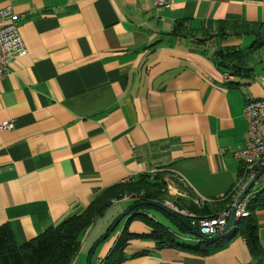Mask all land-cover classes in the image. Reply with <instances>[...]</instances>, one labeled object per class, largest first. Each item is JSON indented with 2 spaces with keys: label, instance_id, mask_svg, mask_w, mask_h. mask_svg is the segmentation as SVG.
<instances>
[{
  "label": "crops",
  "instance_id": "0c3cea01",
  "mask_svg": "<svg viewBox=\"0 0 264 264\" xmlns=\"http://www.w3.org/2000/svg\"><path fill=\"white\" fill-rule=\"evenodd\" d=\"M168 2L0 0V9L12 8L27 50L0 80V123H13L0 130V226L18 244L151 168L162 170L164 200L189 211L192 199L222 198L237 182L241 164L234 153L247 140L243 108L264 97V0ZM179 22L186 32L172 34ZM215 22L224 34L199 42ZM219 46L235 47L244 62L219 65ZM172 178L192 199L177 192ZM122 202L119 211L135 201ZM151 210L161 212L144 209L180 245L158 246L151 226L129 215L111 241L92 251L111 227L96 229V221L71 264H88L91 253V263L104 257L123 234L117 264H264V206L248 209L256 252L242 230L247 220L220 235L226 238L213 249Z\"/></svg>",
  "mask_w": 264,
  "mask_h": 264
},
{
  "label": "trees",
  "instance_id": "16d2710c",
  "mask_svg": "<svg viewBox=\"0 0 264 264\" xmlns=\"http://www.w3.org/2000/svg\"><path fill=\"white\" fill-rule=\"evenodd\" d=\"M235 26V24H231L230 28L236 30ZM210 29H213L215 34H209V29H206V37L198 38L199 42L223 35L225 27L223 23L215 22L211 25ZM185 30L186 26L182 22H179L174 25L171 33L179 35L186 32ZM243 30L246 31V29ZM214 56L218 60L217 63L219 65H225L226 67L238 66L244 62L240 52L233 46L217 47ZM232 60H236L237 64H232ZM141 176L135 183L118 184L100 191L83 212L66 217L57 225L45 229L41 234L22 244H18L15 241L8 226L1 225L0 264H71L80 248L81 238L84 233L93 224L94 220L102 215L109 207L112 199L120 198L125 193H132L138 198L134 202L136 207L130 211V218L134 216L143 218L151 226L149 235L156 241L158 246L180 245L178 237L175 236V232L169 231L168 227L163 223L153 221L148 216V213L144 211L145 208L158 209L168 217L169 221L176 226L179 232L192 235L189 229L177 217L168 213L170 211L169 209L157 203L159 201L156 200V197L160 196L159 189L162 186L161 172H158L152 178L147 172ZM259 199V196L254 198L251 201L253 205H249L248 209H253L256 205L264 206L263 200L261 201ZM231 201L232 196L231 192H229L222 198L211 199V201L201 207H193L194 212H191L199 217L213 216L220 210L226 208ZM148 202H155L160 205L157 207L162 209L148 205ZM220 207L221 209H218ZM183 218L190 223L191 220L189 217L184 216ZM246 220L242 230L247 238L250 249L256 252L258 250L256 225L251 214ZM225 238L222 236L214 240H204L201 242L212 244V248L217 249L221 247ZM126 240L127 238L124 234L121 238L119 237L115 246L104 256V264H117V261L121 258V255H118L116 250L117 246L121 247ZM208 250V247H206L203 251Z\"/></svg>",
  "mask_w": 264,
  "mask_h": 264
},
{
  "label": "built area",
  "instance_id": "2783aa9c",
  "mask_svg": "<svg viewBox=\"0 0 264 264\" xmlns=\"http://www.w3.org/2000/svg\"><path fill=\"white\" fill-rule=\"evenodd\" d=\"M154 4L156 6H168L169 2L168 0H154ZM26 53L27 50L20 36L12 8L6 6L0 9V80L8 72L11 61L16 56L25 55ZM262 79L264 80V77ZM243 116L247 122V140L234 153L235 158L241 164V168L238 180L230 191L232 196L231 203L216 215L199 217L189 210L178 208L177 205L169 200L162 202V206L170 211L189 217L191 220L190 224L207 236L221 233L224 230L231 207L249 186L248 192L243 197L236 211L239 218L238 221L250 215L248 205L254 198L259 196L264 199V97L247 100L243 108ZM12 127V122L0 123V130L4 128L11 129ZM161 171L158 168H151L147 173L152 178ZM254 186L259 187L254 190ZM130 196V194H127L121 198H114L112 201L116 203L127 200ZM192 201L197 207H201L211 200L202 197L194 198ZM91 264H104V257L97 258Z\"/></svg>",
  "mask_w": 264,
  "mask_h": 264
},
{
  "label": "rangeland",
  "instance_id": "374dc122",
  "mask_svg": "<svg viewBox=\"0 0 264 264\" xmlns=\"http://www.w3.org/2000/svg\"><path fill=\"white\" fill-rule=\"evenodd\" d=\"M207 29H209V33H211V32H214V30L213 29H210V28H207ZM238 40V39H237ZM245 39H243L242 38V40L240 41V39H239V43H241V45H242V47H244V45H245ZM231 42V41H230ZM261 64V63H260ZM260 66H264V65H260ZM162 176V175H161ZM163 177V176H162ZM173 180H174V183H175V185H177V192L178 193H180L182 196H184L185 197V199H187V200H190V199H192V196H190V194H189V191H187V189L181 184V182H179V181H177L176 179H174V178H172ZM170 180H171V178H170ZM164 183H165V180H164ZM259 186H254L253 187V189L255 190V189H257ZM165 189V187L162 185L161 187H160V189H159V191H160V196L159 197H156V200H158L159 202H157V203H159V204H162V202H163V200L164 199H166L167 197H168V195H167V190H164ZM127 194H130V193H125V194H123L122 196H124V195H127ZM131 196H130V198L129 199H127V200H130V199H134V201L135 200H137L138 198L134 195V194H130ZM121 196V197H122ZM120 197V198H121ZM111 203H113V204H110L109 205V207L106 209V211L104 212V214L103 215H100V216H98L95 220H94V222H93V224L89 227V229L91 228V227H93V225L95 224V222L97 221V228L96 229H98V227H101V226H108L109 224H111V225H113V223H114V221L119 217V215L123 212V211H119V207L120 206H117L116 205V203H114L113 201H111ZM119 204H123V202L122 201H119ZM124 204L126 205V204H128V202H124ZM176 205V204H175ZM162 206V205H161ZM177 207L178 208H182V207H180L179 205H177ZM182 209H184V208H182ZM187 210V209H186ZM151 212L155 215V217L157 218V219H159V220H161V221H165L164 220V216L161 214V212H158V211H155V210H151ZM175 213V212H174ZM177 215H179V216H181L182 217V215H180V214H178V213H176ZM184 217V216H183ZM182 217V218H183ZM114 220V221H113ZM245 220H246V218H244V219H242V221H240V223L241 224H243L244 222H245ZM124 222H125V218H123V219H121L120 221H119V223L116 225V227L102 240V242H101V244L103 245L104 243H106V242H109V241H111V239L114 237V236H116L117 235V233L118 232H120L122 229H123V227H124ZM88 229V230H89ZM93 229V228H92ZM194 237V236H193ZM192 240H194V241H196V239L194 238V239H192ZM97 258H99V257H95V259L92 261V263L93 262H95V260L97 259Z\"/></svg>",
  "mask_w": 264,
  "mask_h": 264
},
{
  "label": "water",
  "instance_id": "95a60500",
  "mask_svg": "<svg viewBox=\"0 0 264 264\" xmlns=\"http://www.w3.org/2000/svg\"><path fill=\"white\" fill-rule=\"evenodd\" d=\"M250 186L248 188L245 189V191L241 194V196L238 198V200L234 203V205L231 207V210H230V214H229V217H228V221H227V224L224 228V230L221 232V233H217L215 235H212V236H207L203 233H201L197 228H195L194 226H192L189 222H187L184 218H182L181 216L177 215L176 213L172 212V211H169V213L175 217H177L188 229L189 231L191 232V234L199 237L201 240H213V239H216L218 238L220 235L226 233V232H229L231 230V228H233V226L239 222L238 221V216L236 214V211H237V208L239 206V204L241 203L243 197L245 196V194L248 192ZM150 205H155V206H160L154 202H148ZM136 205L133 204L131 205L129 208H127L125 211H123L119 217L114 221L113 225H111V227L109 228V230L101 236V238L93 245V249L92 251L94 250V248L96 247L97 243L101 240H103L115 227L116 225L119 223V221L123 218H128V216L130 215V211L135 208ZM92 254V253H91ZM91 254L88 258V264H91Z\"/></svg>",
  "mask_w": 264,
  "mask_h": 264
}]
</instances>
